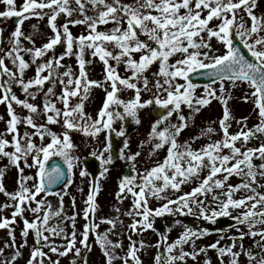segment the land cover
Here are the masks:
<instances>
[{
    "label": "snow or ice",
    "instance_id": "1",
    "mask_svg": "<svg viewBox=\"0 0 264 264\" xmlns=\"http://www.w3.org/2000/svg\"><path fill=\"white\" fill-rule=\"evenodd\" d=\"M0 2L6 6L5 10L0 11V18L18 17L19 24L22 25L24 20L32 16L40 19L47 16L53 33L48 42L41 47L22 48L21 37L24 33L18 26L11 33L10 49L5 51L0 47V52H4V56L0 57V89L3 90L0 94V104L6 106L9 115L6 121V133L12 134L11 140L0 134V156L8 157L10 164L19 169L18 189L15 192L6 191L3 183L4 172L0 171V192L12 201V204L0 205V210L9 207L13 209L10 217H0V229H7L11 239V244H5L4 248H0V256L4 255L5 248H15L14 254L10 258H5L0 264H15L22 255L20 249L28 245L27 238L30 233H34L35 244L32 245L27 264H45L46 260L47 264H60L59 259L53 260L49 253L44 251L45 247L57 256H67L74 250L75 256L80 257L81 248L76 247L78 241L76 217L80 213L74 212L72 216L64 213L66 192L55 193L59 199V207L53 211L51 202L47 201L46 197L53 194L51 189L64 179L66 173L59 166L49 168L48 161L52 156H60L67 163L68 173H72L79 158L72 155L71 150L75 146L68 130H79L87 136H98L105 129L110 132L115 119H124L125 114L133 117L139 124V110L151 105H159L167 111L166 114H161L155 119L148 143L155 141L152 154L168 145L167 155L162 163L145 169L143 174L126 175L120 181L119 191L116 193L117 199L122 202L127 198L125 193L133 197L131 209L125 213L132 217L128 231L140 233L154 229V218L165 213L195 215L213 224L219 217H231L235 222L232 227L237 228L239 235L229 237L230 244L220 245V240L224 239L222 235L220 240L197 249L196 241L210 235V229L184 225L182 234L171 243H167V235L162 234L157 247L166 244V249L164 253L157 254L155 264H187V258L195 262L201 253L207 255L209 249L217 251L221 264H225V256L229 258L227 264H240L241 255L247 257V264H264V228H256L257 225H264V191H258V188L264 189V183H260V180H264V143L259 144L258 147L247 146L252 139H260L264 136V15L257 16L254 12L257 0H132L131 3H126L124 0H111V2L109 0H24L19 8L16 6V0H0ZM87 5H91L92 10L97 12L95 16L88 15ZM45 9L48 11H44ZM61 16L68 19L58 27L57 19ZM213 21L218 23L212 24ZM109 23L114 26L107 31L99 30L100 25ZM69 24L86 26L87 34L74 36ZM141 34L146 36L147 40L140 39ZM235 36L240 37L244 47L255 58L254 61L236 46ZM213 38L223 46V52L213 47L211 43ZM26 39L32 41L31 36ZM62 40L66 44L63 55L54 54L39 63L35 77L25 81V70L30 64L20 53L22 51L31 53L35 62L47 56L49 51L54 52ZM2 44L3 29H0V45ZM107 45H112L113 49L118 51L109 50ZM87 50H91L92 58L98 57L105 65L106 74L103 81L88 78L86 64L91 63V60L85 59ZM136 54H139L138 59ZM73 55L77 58L79 75L74 76L70 68L61 73L59 69L65 67L61 63L64 57ZM177 55L179 58L174 63H170V58ZM5 58L11 59L12 64L17 66L18 72L6 65ZM110 60H114L116 65L113 66ZM121 63L131 73L130 76L122 77L119 74L117 69ZM154 64H158V71L151 74L154 80L150 81L146 73ZM199 69L211 70L206 74L211 78L212 83L204 86L203 96L196 95L198 85L190 78L191 74ZM45 72L47 75H44ZM5 75L7 80L2 79ZM57 79L63 86L62 93L57 97L63 108H58L55 102L47 99L49 95L54 94ZM180 79L184 83H180ZM225 81H229L233 87L237 86L238 82L247 83L253 89L251 95L246 94L244 99L255 98L254 103L259 109L260 123L248 128L247 118H244L237 121L240 125L239 131L235 133L229 131L232 117L228 100L231 99V95L227 93ZM13 82L33 99L35 95L30 90L34 87L38 92H45L42 112L38 105L30 103L27 99H20L12 91ZM46 82H52V86L45 89ZM215 83H219V89L212 86ZM120 86L134 90V97L127 101L120 99L118 95L121 91ZM93 87L104 88L106 92L103 108L95 120L84 112V100L88 98ZM109 88L111 90H108ZM142 91L152 93V98L142 100ZM160 92L166 93V97L161 98ZM74 97H80V100L72 104L71 98ZM212 99H218L224 105L223 118L219 120L222 138L194 149L192 142L200 139L201 136L210 139L216 132L215 128L209 126L202 129L200 136L193 137L191 142L179 144L177 137L188 127L189 119H194L195 113H199L203 106L209 105ZM14 103L27 109L28 115L19 116ZM112 105H116L117 108L123 106V111L110 110ZM182 105L192 110L190 117H185ZM44 114H47V124H37L36 120ZM174 114L178 123H169L161 130L159 126L169 121ZM3 119L4 117L0 116V120ZM21 123L35 131L32 133L25 131L21 136L19 131ZM48 124H61L65 131L62 135H58L47 126ZM117 134L123 136L124 132L120 131ZM34 136H39L41 141H44L46 136L51 140L47 144L42 143L37 146L32 139ZM9 147L13 150L7 151ZM127 147L128 144L125 143V148ZM181 148L183 151L180 150ZM225 149L227 152L224 151ZM92 155L96 153L93 152ZM30 156L31 163L28 162ZM138 156L140 152H135L127 159L135 162ZM101 158L104 165L112 162L111 156L107 159ZM254 159H259L261 163L255 164ZM21 161L25 167L36 169V174L25 176L24 168L20 167ZM205 169L207 174L201 178V173ZM107 171L105 167L101 175L103 176ZM87 174V171L81 172V176ZM233 175L241 177V182L228 183ZM28 181L32 182L31 186ZM194 181L198 183L191 191L184 192L176 199L168 198L167 203L159 208L149 207V196L166 199V193L170 189L180 192L183 185ZM65 183L70 184L71 178L69 177ZM241 190L250 194L235 198L236 193ZM99 191L98 183L91 186L83 210V218L86 222L80 234L79 244L89 251L91 250L90 232L100 227L95 221L98 207L96 197ZM41 193H44V197L37 199ZM33 202L35 207L32 206ZM72 205L75 208V197L72 198ZM235 210H240L238 215H233ZM26 211L33 213L32 220L25 216ZM116 211L119 212V208ZM62 215L65 221L71 222L70 234L60 224L49 223L53 217ZM17 217L23 221L22 243L19 247H16L13 227L17 223ZM118 221L119 217L102 218L101 223L111 227L104 233L96 234V240L104 251L106 264H113L117 259H121L123 264H129L130 261L133 264H142L138 253L146 246L140 241V246L137 247V241L132 235L128 236L129 246L126 254L123 257L116 255L115 250L122 248L123 243L110 240L109 233L116 228ZM119 222L123 223V221ZM240 225H246L248 230L244 231L239 227ZM57 236L66 243L56 244L52 237ZM246 236L253 239L259 236L260 239L255 240V246L262 251L254 253L252 248L246 249L243 243ZM189 243L192 251L185 250L184 246ZM83 259L84 264H87L86 257ZM72 264H78L77 259H73ZM204 264H212V262L206 259Z\"/></svg>",
    "mask_w": 264,
    "mask_h": 264
},
{
    "label": "rangeland",
    "instance_id": "2",
    "mask_svg": "<svg viewBox=\"0 0 264 264\" xmlns=\"http://www.w3.org/2000/svg\"><path fill=\"white\" fill-rule=\"evenodd\" d=\"M23 2L24 0H16L17 8H19ZM109 2H111V0H109ZM73 7H75L74 4ZM5 8H6L5 4L0 2V11L5 10ZM44 11H48V10L45 9ZM86 11L88 12V15L95 16L97 14L96 11L92 10L91 5H87ZM254 12L257 16L264 15V0H257V7L256 9H254ZM74 15H78V14L74 13ZM10 19L11 17L0 18V29H3V44L0 45V47H3L5 51L10 49L9 40L11 39V33L13 31L10 28ZM67 19L68 18L66 17H64L62 21H59L57 19L58 27L62 23L67 22ZM216 23H218V21L212 22V24H216ZM18 26L21 27V30L24 33V36L21 37L22 48L41 47L44 43H47L48 39L53 35L52 30L48 24L47 16H44L43 19H40L37 16H32L31 18L24 20L22 25L18 24ZM113 26L114 25L112 23H109L108 25H100L99 30L107 31ZM69 27L74 36H79L81 33L87 34V28L84 25L69 24ZM28 36L32 37V41L35 42L34 44L32 43V41L26 39V37ZM140 39L147 40V37L141 34ZM211 43L214 48H219L221 52L224 51L223 46L217 42L216 38H213ZM107 47L109 48V50H113L114 52L118 51V49L114 50L112 45H107ZM65 51H66V44L64 43L63 40L61 44L56 46L54 52L49 51L47 53V56L38 59L35 62H33L31 53L22 51L20 54L23 55L24 59L30 64V67L25 70L24 80L27 81L35 77L36 67L39 63L46 61L47 59L51 58L54 54L57 56L63 55ZM90 51L91 50H87L85 54V59L91 60V63L86 64V71L88 73V78L92 80L103 81L105 79V74H106L105 65L103 64L102 61L99 60L98 57L92 58L90 55ZM2 56H4V52H0V57ZM136 58L137 59L139 58V54H136ZM178 58H179L178 55L170 58V63H174L175 60ZM5 63L10 69H12L15 72H18L17 66L12 64L10 58H5ZM61 63L65 65V67L59 69L61 73L68 70V68H70L74 76L79 75V65L75 55L65 56ZM110 63L113 64V66L116 65V62L114 60H110ZM117 70L122 77H127L131 75V73L126 70L125 65L123 63L119 65ZM157 71H158V64H154L150 68L149 72L146 73L149 76L150 81L154 80V77L151 74ZM44 75H47V72H45ZM2 79L7 80L8 78L5 75L2 77ZM179 82L184 83L182 79H180ZM51 86H52V82H46L44 87L45 89H47L48 87ZM212 86L219 89V83H215ZM120 87L122 90L123 87L122 86ZM225 87L227 89V93H230L231 95V99L228 100V108L230 110L232 117L230 121L231 127L229 131L231 133H235L239 131L240 125L237 123V121H241L244 118H247L246 123L248 128H252L254 125L260 123V119L258 115L259 109L257 108V112H255L257 107L256 104L254 103L255 98H249L247 100L244 99L246 94L249 96L251 95L253 89L250 86H248L247 83L241 84L239 82L237 86L233 87L229 81H225ZM62 89L63 86L59 83V80L57 79L55 81L54 94L49 95L47 97V99L55 102L58 108H63V104L57 99V97L60 96V94L62 93ZM92 89L94 90L95 93L97 92L102 93L104 97L101 106L95 105L90 108L94 110L93 114L87 113L88 108L84 103V112L92 120H95L98 118L99 111L103 108V104L106 100V92L104 88L93 87ZM108 90L111 89L109 88ZM12 91L20 99H27L30 103H34L38 105L42 112L43 103L45 102L44 91L38 92L35 87L31 89L30 91H32L33 94L35 95V99H33L31 96H27L23 92L22 88L14 82L12 83ZM128 91H129L128 96H122L120 91L118 93L120 99L126 101L132 99L134 97V90L128 89ZM2 92L3 90L0 89V94H2ZM159 94L161 95V98H164L167 95L164 92H160ZM217 94L219 95V92ZM196 95L197 96L204 95V86L197 87ZM151 98H152V93L148 91H142V100L151 99ZM79 100L80 97L71 98L72 104L79 102ZM243 104L245 105L243 106ZM14 107L19 116L24 117L28 115L27 109H24L19 105H15V103H14ZM110 110L114 112L117 110L123 111V106H119V108H117L116 105H112ZM166 111H167L166 109L161 108L159 105H151L146 108H142L139 110V119H140L139 124L135 122V119L133 117L127 116L125 114L124 119H119V118L115 119L110 132L109 130L105 129L98 136H87L82 131L79 130H68L69 135L71 136L72 139V143L75 146L71 150L72 155L78 157L79 159L78 161L75 162V167L73 169V172L71 173V183L66 185L60 191V193L62 194L64 192L67 193L66 195H64V213L67 216H72L74 212L80 213V215L76 217V230L78 236L76 247L81 248V253L79 258L75 256L74 250L70 252L67 256L61 257V256H57V254L49 252V249L45 247L44 251L48 252L53 260L59 259L60 264H72L73 259H77L78 264H84L83 258L86 257L87 264H89V262L92 264L91 257L96 256V254H97V259L106 260L104 251L96 240V234L106 232L111 226L106 223H101L102 218L115 219L119 217V221H123V223H120L118 221L116 224V228L111 233H109L110 240L122 241L123 243L122 248H118L115 250L116 255L123 257L126 254L129 246V240H128L129 235H132V238L137 241V247L140 246L139 245L140 241L144 242L146 247L141 249V251L138 253V255L142 260V264H155V257L157 256V254L164 253L166 249V244H162L159 247H157V242L161 240L162 234L167 235L168 237L167 243H171L182 234V232L184 231V225H187L188 227H192V228L207 227L210 229L211 231L210 235L202 237L201 239L196 241L197 249L205 247L206 245H209L211 243H214L217 240H220V237L222 235L224 236V239L220 240V245L224 246L231 243L229 237L233 235H239L237 228L232 227V225L235 222L232 220L231 217H227L230 220V223L221 227L217 224V222L213 224L209 221L202 220L195 215H180L179 213L176 214L165 213L163 216L155 217L153 221L154 225L156 224L158 219H161L164 222L165 228L160 232H157L154 229H149L147 231L140 233H130L128 231V225L132 222V217L125 215V213L129 209H131L133 204V197L131 196V194L125 193L127 198L123 199V201L121 202L120 200L117 199L116 196V193L119 191L120 181L123 179L122 170L125 166H131L135 169V175H137V173L143 174L145 169L152 168V167L150 168L147 167L145 169H140L138 167V161H139V157L143 156L144 153H148L149 151L153 150V144L155 143V141H153L152 143H148L149 135L151 133L155 119L158 118L161 114H166ZM191 111L192 110L189 109L186 105H182V112L185 115V117H190ZM223 114H224V105L222 104V102L218 99H212L209 105L203 106L199 113H195L194 119L192 118L189 119L188 127L185 128L181 132V134L177 137L178 143L183 145L186 142H191L193 137L200 136L201 130L206 129L209 126L215 128L216 132L211 135L210 139L207 136H201L200 139L192 142V147L194 149H199L201 146L211 141L221 139L222 131L220 130L219 120L223 118ZM46 115L47 114H44L40 119H37L36 123L47 124ZM0 116L4 117L3 120H0V134H4L6 138L11 140L12 134L6 133V121L7 119H9V115L6 106L3 104H0ZM169 123H178L175 114L170 118L169 121H165L164 123H162L159 126L160 129L162 130ZM47 126L52 131L56 132L58 135H62V133L65 131V129L62 127L61 124H48ZM142 126L148 127L146 137L140 136L143 130L140 131L139 128ZM19 131L21 136H23V133L25 131L32 133L35 130L32 129L30 126L21 123L19 125ZM120 131L124 132L123 136L117 134ZM134 138H138V139L145 138L146 142L141 143L138 147H136L132 142ZM32 139L37 144V146H40L42 143L47 144L51 140V138L47 136L45 137L44 141H41L39 136H34L32 137ZM125 143L128 144L127 148H125ZM261 143H264V136H261L260 139H255V138L252 139L247 146L258 147L259 144ZM109 144H111L110 148H109ZM142 144L143 147H141ZM167 148L168 145H165L164 148L156 150L155 154H151L153 155V157H159L158 163H162L163 160L165 159L167 155ZM6 150L12 151L13 149L9 147ZM180 150L183 151L182 148ZM224 151L227 152V149H225ZM93 152H95L96 155H92ZM135 152H140V156L137 157V160L135 162L127 159V157H129L131 154ZM89 155L99 159L101 166V173L104 172L105 167H107L108 169V171L103 176L100 173L98 177V184L100 186V191L96 197V202L98 207L95 213V221L96 223L100 224V227L90 232L89 235V244L91 249L90 251L83 248V246L79 244L80 234L83 231V225L86 222L83 218V210L86 207L85 201L91 189L90 176L87 169L84 167V158ZM109 156L112 157V162L110 164L104 165L101 157H103V159H107ZM28 162L29 163L32 162L31 156L28 158ZM254 163L259 165L261 161L259 159H254ZM20 167L24 168L25 176H34L36 174V169L25 167L23 161H21ZM0 171L4 172L3 183L6 191L15 192L18 189L19 169L16 166L10 164L8 157L0 156ZM82 171H87L88 174L81 176ZM206 174H207V169H205V171L201 173V178ZM240 182H241V177L235 175L231 176L228 181V183L231 184H238ZM27 183L29 184V186H31L32 182L28 181ZM137 183H139V180H137ZM196 183H198V181H194L192 183H187L183 185L180 192H175L170 189L166 193V199H157L156 197L149 196V207L153 209L161 207L164 203H167L168 198L176 199L179 195L183 194L184 192L191 191V189L194 186H196ZM260 183H264V180H260ZM258 191H264V189L258 188ZM103 194L104 196L102 198ZM247 194L250 193H246L244 190H241V192L236 193L235 198H240L241 196ZM43 197L44 194L41 193V195L38 196L37 199H41ZM73 197H75V208H73L72 205ZM46 199L47 201L51 202L53 211H55L59 207V199L56 195L47 196ZM4 203L12 204V201L3 192H0V205H3ZM32 206L35 207L34 202ZM117 208H119L120 210L119 212L116 211ZM12 211L13 209L11 207L0 210V217L3 216L10 217ZM239 211L240 210H235L233 212V215H238ZM25 216L29 220L33 219V213H31V211H26ZM177 221H180L181 223H176ZM49 223L50 225L60 224V226L64 227L65 231L69 234L72 231L71 222L65 221L64 215L60 217H53L49 221ZM13 227L15 228V234H16V247H19L20 244L22 243L21 229L23 228V221L19 217H17V223L13 225ZM239 227L242 228L244 231L248 230L246 225H240ZM256 228L257 229L264 228V225H257ZM168 229H171V231H168ZM220 229H223V231H219ZM27 239H28V245L20 249L22 255L16 260L15 264H27V261L30 258L32 245L35 244L34 233H30ZM52 239L58 245H63L66 243V241L59 236L52 237ZM259 239H260L259 236H257L254 239L246 236L243 241L245 248L246 249L252 248L254 253L261 252L262 250L255 246V240H259ZM5 244H11V239L8 235L7 229H0V248H4ZM237 244H239V241H237ZM184 247L186 251H192L191 243L185 245ZM96 250L97 253H95ZM14 251L15 248L12 247L5 248L4 255L0 256V262H2L5 258H10L14 254ZM206 259H210L212 264H221L218 253L215 249H209L207 255L201 253L200 256L197 258V261L195 262L192 261L191 258H187V264H204V261ZM228 259L229 258L227 256L224 257L225 264H227ZM115 261H118V263L122 262L121 259H117ZM115 261L113 262V264H115ZM45 264H47V260L45 261ZM240 264H247L246 256L241 255Z\"/></svg>",
    "mask_w": 264,
    "mask_h": 264
},
{
    "label": "water",
    "instance_id": "3",
    "mask_svg": "<svg viewBox=\"0 0 264 264\" xmlns=\"http://www.w3.org/2000/svg\"><path fill=\"white\" fill-rule=\"evenodd\" d=\"M19 21L18 17H14L13 21H12V27H15L17 22ZM234 43L236 44V46L240 47L241 50L245 53V55L250 59L254 61V57L251 56V54L248 52V50L244 47L243 43L240 41V39L235 36L234 37ZM209 71H211L210 69H199L197 70V72L192 73L190 78L192 79L193 83H208V82H212L211 78H209V76L206 74ZM196 77V78H193ZM59 166L61 169H63L66 173L64 179L62 181H66L67 180V170L65 168V166L63 165V163L58 160V159H53L50 161L48 167L49 168H54ZM86 166L88 167L89 171L91 172L93 181H96L97 175L100 171V168L98 166V161L94 160L92 158H88L86 161ZM61 184L58 183L57 185H55L54 188H56L57 186H59ZM219 221L222 220V218L218 219Z\"/></svg>",
    "mask_w": 264,
    "mask_h": 264
},
{
    "label": "bare ground",
    "instance_id": "4",
    "mask_svg": "<svg viewBox=\"0 0 264 264\" xmlns=\"http://www.w3.org/2000/svg\"><path fill=\"white\" fill-rule=\"evenodd\" d=\"M122 112V111H121ZM60 157V156H59ZM62 158V157H61Z\"/></svg>",
    "mask_w": 264,
    "mask_h": 264
}]
</instances>
